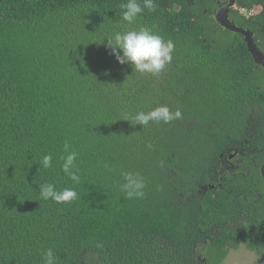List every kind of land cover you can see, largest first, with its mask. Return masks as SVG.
Wrapping results in <instances>:
<instances>
[{"label":"trees","instance_id":"16d2710c","mask_svg":"<svg viewBox=\"0 0 264 264\" xmlns=\"http://www.w3.org/2000/svg\"><path fill=\"white\" fill-rule=\"evenodd\" d=\"M124 3L0 0V264H44L47 249L55 264H186L197 239L187 231L235 208L197 187L210 183L203 152L264 141L252 55L216 21L214 0H153L133 23L121 19ZM141 28L174 43L159 74L119 64L107 47L113 33ZM160 106L182 118L137 124ZM65 143L79 183L62 171ZM124 172L143 178V198L121 191ZM43 183L78 198L43 200Z\"/></svg>","mask_w":264,"mask_h":264},{"label":"flooded vegetation","instance_id":"af4514ba","mask_svg":"<svg viewBox=\"0 0 264 264\" xmlns=\"http://www.w3.org/2000/svg\"><path fill=\"white\" fill-rule=\"evenodd\" d=\"M214 1L217 5L214 16L219 9L232 2ZM233 1L235 4L229 13L231 22L251 34L254 44L264 56V0H250L247 4L246 0ZM230 33L240 35L251 54L246 37ZM230 40H234L233 37ZM252 57L256 65L254 82L264 88V62L258 64ZM236 143L237 146L232 145L226 150L203 152L212 156L213 165L207 170L210 183L205 184L201 177L198 194L213 191L215 197L218 194L232 197L229 201L235 208L226 216L215 219L210 229L187 231L188 235H196L197 239L192 253L185 254L186 264H227L235 255H238V264H254L255 260L264 264V141L253 135L249 136V140H236ZM196 201L199 204L204 202L201 198Z\"/></svg>","mask_w":264,"mask_h":264},{"label":"clouds","instance_id":"9594fccd","mask_svg":"<svg viewBox=\"0 0 264 264\" xmlns=\"http://www.w3.org/2000/svg\"><path fill=\"white\" fill-rule=\"evenodd\" d=\"M124 9L121 19L128 23H133L145 8L155 11L153 0H143L141 7L138 0H127L121 4ZM107 47L111 54L121 65L130 64L135 72L159 74L165 69L167 64L172 62L174 43L171 39L165 40L164 37L154 34L147 28L139 31L115 32L107 38ZM135 120L139 125H147L150 121H163L169 123L173 120L182 118V113L177 110L172 112L167 106L157 107L147 113L140 111L135 115ZM70 145L65 143L64 152L66 155L61 157L63 161L62 171L72 181L79 183L77 171H74L77 153L69 151ZM52 155H43L38 164L43 169L52 167ZM40 168V169H41ZM124 183L120 186L121 191L125 192L127 198L141 199L144 197L146 187L143 178L138 173L124 172ZM40 198L43 200H53L56 203H68L78 198V193L72 188L56 190L54 184H40ZM44 264H55V257L52 249H47L43 255Z\"/></svg>","mask_w":264,"mask_h":264},{"label":"water","instance_id":"95a60500","mask_svg":"<svg viewBox=\"0 0 264 264\" xmlns=\"http://www.w3.org/2000/svg\"><path fill=\"white\" fill-rule=\"evenodd\" d=\"M234 4H235V2L232 0V2L228 6L219 9L215 15L216 21L220 24V26L222 28H224L230 32L239 33V34L245 36L246 40L249 44V50H250L251 54L254 56L255 61L258 64H262L264 62V56L258 50L257 46L254 44L251 34L247 31H245L244 29L237 27L235 24H233L231 22V20L229 18L230 9L234 6ZM241 254H242V252L239 253L240 256H241ZM237 257H238V255H235V258L233 260L229 259V261H227V264H238L237 260H236V259H238ZM255 261L253 263L258 264V262L257 261L255 262Z\"/></svg>","mask_w":264,"mask_h":264}]
</instances>
